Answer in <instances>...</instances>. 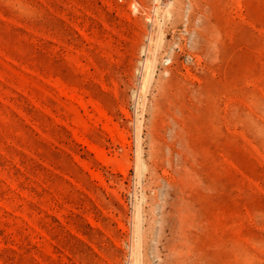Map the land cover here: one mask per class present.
Returning <instances> with one entry per match:
<instances>
[{"label":"rangeland","instance_id":"374dc122","mask_svg":"<svg viewBox=\"0 0 264 264\" xmlns=\"http://www.w3.org/2000/svg\"><path fill=\"white\" fill-rule=\"evenodd\" d=\"M0 264H264V0H0Z\"/></svg>","mask_w":264,"mask_h":264},{"label":"built area","instance_id":"2783aa9c","mask_svg":"<svg viewBox=\"0 0 264 264\" xmlns=\"http://www.w3.org/2000/svg\"><path fill=\"white\" fill-rule=\"evenodd\" d=\"M174 52L182 56L187 62L193 61L194 57L191 54L185 53V50L183 47L176 45L174 47ZM172 63V57H166L164 58V64L166 66L170 65Z\"/></svg>","mask_w":264,"mask_h":264}]
</instances>
